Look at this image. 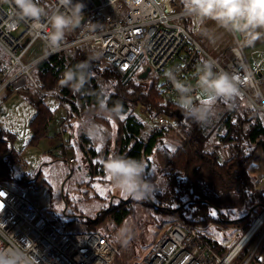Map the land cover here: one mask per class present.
I'll return each instance as SVG.
<instances>
[{"label": "built area", "instance_id": "built-area-1", "mask_svg": "<svg viewBox=\"0 0 264 264\" xmlns=\"http://www.w3.org/2000/svg\"><path fill=\"white\" fill-rule=\"evenodd\" d=\"M50 1L53 9L60 7L64 10L60 0ZM163 1L73 0L85 5L79 17V21L85 19V22L78 30L72 29L75 33L68 32V37L57 47H52L47 39L52 29L45 18L39 25L30 20H20L14 0H0V48L6 54L0 64V95L42 91L34 76L38 65L68 49L86 45L122 76L143 55L146 67L163 79L164 96L174 105L178 93L165 73L174 70L178 79L195 86L196 70L201 62L214 60V71L238 76L241 94L256 109L264 112V52L259 51L258 59L251 51L248 52L249 32L243 35L231 33L233 47L224 58L217 60L193 34L199 31L197 19L184 15L182 10H168ZM187 18L193 19L192 30L185 25ZM22 28L23 31L17 35ZM200 97L199 90L194 92V103ZM66 124L63 121L62 128ZM157 124L167 125L163 116L157 117ZM226 146L229 145L222 142V137L216 136L207 149L215 150L219 159H225L229 155ZM75 162V158L68 157V165ZM0 194V248L24 246L38 264L114 263L117 252L102 233L59 232L24 196L1 184ZM263 216L264 212L226 255H221L214 248L198 226L173 224L152 244L141 264H235L248 247L251 251L241 264H252L264 245ZM259 264H264V259Z\"/></svg>", "mask_w": 264, "mask_h": 264}, {"label": "rangeland", "instance_id": "rangeland-1", "mask_svg": "<svg viewBox=\"0 0 264 264\" xmlns=\"http://www.w3.org/2000/svg\"><path fill=\"white\" fill-rule=\"evenodd\" d=\"M41 2L46 9H53V3L50 0H41ZM163 3L165 4V1ZM166 6L168 10L183 11V4L179 0H168ZM196 21L199 31L193 33L195 38L215 59L224 58L233 47L231 33L212 20H205L203 23ZM185 25L192 30L193 19L187 18ZM72 29L68 30L66 34L71 33ZM22 31L23 28L17 35ZM249 34L251 35L252 31ZM210 45L214 46L217 51L213 50ZM228 45L231 47L224 50ZM0 58H4L3 60L6 58L5 52L1 48ZM146 68L145 57L142 55L134 63L130 78L127 80H114L107 77L103 70L92 72L107 96L120 94L131 102L130 115L146 125V130L143 133L144 138H148L155 131L165 127L157 124L155 114H150L144 105H138L137 99L143 95L144 91H149L150 87L154 85V80L164 84L163 79L160 80L153 72L147 79H140ZM110 69L112 68L110 67ZM34 76L36 78V75ZM36 80L39 83L37 78ZM39 85L42 88L40 83ZM42 95L47 96L43 98L44 102L41 107L43 106L45 110L46 108L47 110L51 109L54 118L49 127L48 138L34 144L32 123L37 118L38 109L35 106L36 103L32 102L33 98L39 100ZM240 100L245 106L241 96L237 97L234 103L237 104ZM71 104H75L80 111L82 110L83 106L80 100L64 97L57 90L52 92L44 88L42 91L33 93L9 92L8 96L0 98V142H5V144L0 143V147H7L14 151L8 158L13 162L11 172L12 175H15V180L4 181L1 185L31 201L40 214L59 232H85L87 226L92 223L90 226L94 230L110 238L117 252L113 264H141L143 257L163 231L173 224L186 223L185 219L178 215L179 209L177 210V208L181 206L177 202L165 200L167 179L164 176V170H166L169 156L179 143L182 132L176 125L170 126L172 128L168 127L173 125V122H166V135L162 147L156 150L153 163L145 162L144 164L146 178L151 179L156 185L155 194L149 199L135 201L130 197L125 198L113 186L103 167V162L109 156L119 154L118 130L120 123L125 121L128 116H121L117 120L110 114L107 115L105 112L96 111L93 108L90 112L83 113L82 110L81 114H78ZM231 105L230 101L226 103L223 100H217L215 103L217 117L224 112L225 107H232ZM85 117L93 119L96 124L102 126L104 139L101 142H95L84 134L80 121ZM42 119L43 114L39 117V120ZM63 121H66L67 124L62 128ZM86 138L91 141V149L87 146ZM226 144L229 145L226 146L229 149L231 143ZM83 146L88 147H86V151L82 148ZM57 149H60L59 153H57ZM92 149L96 151V155H93ZM54 151L57 155L65 154L66 158H57L58 156L53 154ZM68 157L75 158L74 165L70 166L65 162ZM254 174L259 184L264 186L263 162L256 163ZM187 200L188 198L184 201ZM187 203L184 206H187ZM120 206L132 209L131 215L121 225L113 215L115 209ZM159 206L164 209H159ZM112 210L114 211L112 212ZM189 216L190 214L186 213L185 217ZM198 228L212 240L227 247L228 250L237 243L243 234L240 229L227 232L228 229L223 225H208L206 227L198 225ZM117 236L120 238L119 242L115 240ZM257 259H264V245Z\"/></svg>", "mask_w": 264, "mask_h": 264}, {"label": "trees", "instance_id": "trees-1", "mask_svg": "<svg viewBox=\"0 0 264 264\" xmlns=\"http://www.w3.org/2000/svg\"><path fill=\"white\" fill-rule=\"evenodd\" d=\"M179 1L182 2V0ZM66 37L68 36L65 34ZM72 49L73 51H71ZM81 62H87L90 67L85 75L83 87L76 91L78 83L65 86L62 83V78L69 68L75 69ZM133 66L125 76H122L98 53L92 52L86 45H79L43 61L36 68L35 75L42 88L47 91L56 92L57 90L64 97L80 100L83 113L90 112L93 108L96 111H103L107 115L110 114L116 119L124 115L128 116L125 121L120 123L118 130L119 155L137 159L143 164L145 162L153 163L156 150L162 147L167 126L155 131L148 138H144L143 133L146 130V125L130 115L131 102L120 94L107 96L98 79L92 74L97 70H103L107 77L123 81L130 78ZM156 77L162 79L158 75ZM163 87L164 84L154 80V85L148 92L144 91L137 101L138 105H144L150 114H155L156 117L163 116L165 122L174 123L168 127L176 125L182 132L179 143L166 162L164 176L167 179L165 190L167 196H165V200L177 202L181 206L177 208V210L179 209L178 215L185 219L186 223L202 227L223 225L228 229L227 232L240 229L243 232L240 240L264 210L262 207L264 205V186L260 187L258 180L253 175L258 156L260 153L264 155V112L256 109L241 94L240 96L248 107L246 105L245 107L241 100L237 104L230 101L232 107H225L224 112L215 119L213 124L202 126L186 118L177 105L169 103L164 96ZM46 96H40L39 100L33 98L35 102L32 103H36L35 106L38 109L37 118L32 123L34 144L48 138L49 127L54 118L51 109L47 110L46 108L45 110L43 106L41 107L44 102L43 98ZM102 103L106 105L108 111L101 109ZM71 105L76 113L81 114L82 110L80 111L75 104ZM42 114L43 119L39 120ZM216 136H221L224 143H231L229 155L225 159H219L215 150L207 149ZM85 140L91 149V141L87 138ZM0 143L5 144L4 141ZM86 147L82 148L85 150ZM91 152L93 155L97 154L93 149ZM12 153L14 151L11 149L0 147V184L4 181L15 180V175H12L11 172L13 162L8 158ZM60 157L66 158L65 154L59 155L57 158ZM65 162L67 163L66 159ZM186 198L188 200L184 201ZM186 202H188L187 206H184ZM159 209L164 208L160 207ZM131 212V208L120 206L115 209L113 215L121 225L131 215ZM186 213L190 214L188 218L185 217ZM90 225L92 223L87 226L86 231H96ZM224 234L226 235V233ZM107 238L110 240L109 237ZM207 239L221 255H226L237 244L228 250L220 242L208 237ZM249 253L250 247L244 251L239 257L240 260L238 259L235 264H241ZM259 263L260 260L257 257L252 262V264Z\"/></svg>", "mask_w": 264, "mask_h": 264}, {"label": "clouds", "instance_id": "clouds-1", "mask_svg": "<svg viewBox=\"0 0 264 264\" xmlns=\"http://www.w3.org/2000/svg\"><path fill=\"white\" fill-rule=\"evenodd\" d=\"M60 7L55 9L41 6V0H14L15 11L20 20L33 21L39 25L45 18L52 31L48 34V42L57 47L64 40L68 30L79 24L83 3L73 0H60ZM183 13L196 18L200 23L212 20L232 34H245L252 30L264 29V0H182ZM216 62L204 60L196 70V84H185L177 78L174 70L165 73L168 81L178 93L176 105L182 114L199 125H207L217 118L215 103L235 101L241 95L240 79L226 71H214ZM89 64L81 62L75 69L69 68L63 78L65 86L75 85L79 91L85 83V75L89 71ZM199 90L201 99L194 103L193 94ZM101 109L108 111L105 104ZM81 129L89 139L101 142L104 130L101 125L88 117L80 121ZM104 168L113 186L125 198L135 201L146 200L156 191V185L145 176L142 161L124 155L113 154L104 162ZM119 236L115 240L119 242ZM0 264H38L35 257L28 254L26 247L0 248Z\"/></svg>", "mask_w": 264, "mask_h": 264}, {"label": "crops", "instance_id": "crops-1", "mask_svg": "<svg viewBox=\"0 0 264 264\" xmlns=\"http://www.w3.org/2000/svg\"><path fill=\"white\" fill-rule=\"evenodd\" d=\"M165 1V5H167V1L168 0H164ZM250 33V32H249ZM232 36V34H231ZM233 39V38H232ZM247 46L248 49L253 53L252 55L255 56V59L259 58V51H263L264 52V29H257V30H252V34L248 36V40H247ZM232 45H234V40ZM211 48L215 51H217L214 46L210 45ZM231 46L228 45L227 47L224 48V50H227L228 48H230ZM223 50V51H224ZM214 51V52H215ZM264 55V54H263ZM4 58H0V61H3ZM1 64V63H0ZM9 92H5L2 95H0V98H2L3 96L6 97L8 96ZM89 146V145H87ZM88 148V147H87ZM262 163L264 164V155L262 153H260V155L257 158V163ZM253 175L255 176V178L257 179L256 175L254 174V169H253ZM264 180V177H263ZM259 184V182H258ZM260 187L263 186V184H259Z\"/></svg>", "mask_w": 264, "mask_h": 264}, {"label": "water", "instance_id": "water-1", "mask_svg": "<svg viewBox=\"0 0 264 264\" xmlns=\"http://www.w3.org/2000/svg\"><path fill=\"white\" fill-rule=\"evenodd\" d=\"M84 22H85V19L79 21V24L77 26L73 27V28L74 29H78L82 25V23H84ZM150 73H151V69L148 67L146 69V71L141 74L140 79H142V80L147 79L149 77ZM260 76H261V74H260ZM262 207H264V205ZM251 213H252V210H251L250 214Z\"/></svg>", "mask_w": 264, "mask_h": 264}, {"label": "bare ground", "instance_id": "bare-ground-1", "mask_svg": "<svg viewBox=\"0 0 264 264\" xmlns=\"http://www.w3.org/2000/svg\"><path fill=\"white\" fill-rule=\"evenodd\" d=\"M73 29H74V28H73ZM78 29H79V28H78ZM78 29H74V31H75V30H78ZM72 33H74V32H72ZM69 35H70V34H69ZM260 74H261V76H262V73H260ZM260 74H259V75H260ZM261 218H262L261 220L263 221V220H264V216L261 217ZM261 220H260V222H258V224L256 225V227L259 226V224L261 223Z\"/></svg>", "mask_w": 264, "mask_h": 264}, {"label": "snow or ice", "instance_id": "snow-or-ice-1", "mask_svg": "<svg viewBox=\"0 0 264 264\" xmlns=\"http://www.w3.org/2000/svg\"><path fill=\"white\" fill-rule=\"evenodd\" d=\"M99 150V149H98ZM109 179H111V177H108ZM0 195H2V194H0Z\"/></svg>", "mask_w": 264, "mask_h": 264}]
</instances>
